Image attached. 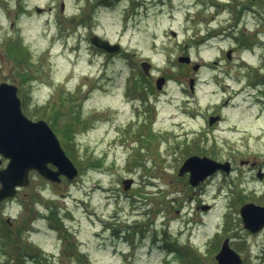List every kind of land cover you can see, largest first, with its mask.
Returning a JSON list of instances; mask_svg holds the SVG:
<instances>
[{
  "label": "rangeland",
  "instance_id": "rangeland-1",
  "mask_svg": "<svg viewBox=\"0 0 264 264\" xmlns=\"http://www.w3.org/2000/svg\"><path fill=\"white\" fill-rule=\"evenodd\" d=\"M63 1L64 11L62 0H0V82L18 86L25 114L51 124L79 170L61 182L31 170L30 183L0 201V264H188L192 251L174 254L170 241L192 245L201 264H217L226 237L240 264H264V229L251 233L244 226L239 200L264 206V180L247 169L215 171L200 186L179 173L194 152L237 164L242 158L264 160V6L249 0H155L149 7L140 24L146 37L131 50L152 59L153 73L180 65L181 46L198 40L192 50L198 62L225 59L220 71L228 78L204 70L192 97L174 81L166 91H152L135 78V91L128 67L140 69V63H125L90 43L95 0ZM99 22L100 30L106 25L116 36L120 11L101 15ZM12 40L24 42L28 58L14 57ZM24 73L31 79L24 81ZM249 77L258 84L246 86ZM224 83L238 90L226 85L223 91ZM228 95L227 121L199 131L187 110H214ZM8 161L0 154V168ZM207 204L211 209H202ZM54 209L63 227L50 217Z\"/></svg>",
  "mask_w": 264,
  "mask_h": 264
},
{
  "label": "water",
  "instance_id": "water-1",
  "mask_svg": "<svg viewBox=\"0 0 264 264\" xmlns=\"http://www.w3.org/2000/svg\"><path fill=\"white\" fill-rule=\"evenodd\" d=\"M37 10L41 11L42 8L38 7ZM91 42L109 52L119 48L118 44H112L97 35L91 37ZM149 65L151 64L142 63L146 72ZM164 81L165 77L157 80L159 88ZM0 154L9 159L8 164L0 168V201L15 196L19 187L28 185L31 170H37L45 178L57 182L61 181L62 175L73 179L79 172L49 122L45 119L29 118L23 112L18 86L6 81L0 83ZM229 165V162H220L208 156L191 155L185 159L179 172L180 174L190 172V183L196 185L218 169L222 168L229 172ZM259 176L262 179L264 174ZM123 183L127 189L132 179H124ZM209 207L203 206L204 209ZM240 212L245 227L252 233L264 228L263 205L250 202L242 206ZM215 257L217 264L242 262L241 255L231 247L229 237L223 241Z\"/></svg>",
  "mask_w": 264,
  "mask_h": 264
},
{
  "label": "flooded vegetation",
  "instance_id": "flooded-vegetation-1",
  "mask_svg": "<svg viewBox=\"0 0 264 264\" xmlns=\"http://www.w3.org/2000/svg\"><path fill=\"white\" fill-rule=\"evenodd\" d=\"M159 2V1H158ZM155 3V0H95V30H90L88 32V38H90L93 34L99 35L104 39L109 40L112 43H119L121 44V48L115 52V53H107L104 49L96 47L97 51H100L102 53L107 54L108 56H115L119 55L122 57L123 61L125 63H140V69L135 68L134 66L128 67V81L133 85H135L134 80L135 78L138 81V84L142 85L145 89H150L152 91H166V87L168 86L169 82L174 81L177 82L179 85L184 86L183 91H187L191 93L192 97H194L197 94L198 88H199V81L201 80V76L203 74L204 70H212L214 76L219 80H225L228 78L227 74L228 72H223L221 74L220 69L222 68L223 63L225 61L224 57L221 56L219 59H207L198 62L192 53V50H194V45L200 42L199 40L197 42L193 43H184L181 48L184 51V54L178 55V61L180 65H171L167 67L168 69L164 70L162 73L155 74L153 71H156L155 66L156 64H153L152 59L148 58H141L138 56V53L136 50L132 51L131 48H133L134 42L140 45V42L145 39L146 37V29L141 28L140 24L142 20H145L149 15V7ZM52 9V7H50ZM115 10L120 11V18H121V25L118 29V32L115 35L109 33V29L106 25H102V29H99V21L101 15H107L109 13L114 12ZM113 25V23H112ZM130 27L133 28V31L128 34V29ZM170 34L176 37V32L172 29H170ZM209 39V37H204L202 40ZM153 45H157V39H153ZM240 41V40H239ZM93 49L95 50V46H93ZM238 47L235 46V48ZM225 50V49H223ZM230 50H233V48H230ZM231 51H228V59H231L232 54ZM183 55H187L184 57ZM181 56V57H179ZM191 57V59H187V57ZM220 57V56H218ZM145 61H149L152 63V65L149 67V72H145L143 68L141 67V63H144ZM186 63V65L182 64ZM202 63V64H201ZM227 64V63H226ZM153 66V67H152ZM140 72V73H138ZM140 74V75H139ZM143 74V75H142ZM153 76L154 80L152 79ZM183 76V77H182ZM160 77H165L163 88H159L157 85V79ZM231 78V77H229ZM232 79V78H231ZM192 81V83H191ZM187 83L184 85V83ZM257 79H254V77H249L246 83V86L257 85L256 84ZM129 84V85H131ZM133 85V86H134ZM233 87L230 83H224L221 85V89L225 91L227 86ZM145 86V87H144ZM245 87V86H244ZM243 87V89H244ZM235 88V87H233ZM137 89V85H136ZM236 89V88H235ZM238 89H236L237 91ZM233 95H228L226 99H224L223 104L218 106L216 109L212 110L211 108L208 109H202V108H189L187 111L189 118L196 124L200 126L199 131H202L203 133L207 132L209 129H214L217 126H219L221 123L227 121V114L224 110L228 105L229 102L232 101ZM194 101H197L196 98H194ZM231 129L236 130L234 127H230ZM233 131V130H231ZM202 133V134H203ZM197 140V139H196ZM202 139L200 140V142ZM199 142V143H200ZM201 145V144H200ZM191 155H199V156H209L208 154H205V152H194L191 153ZM213 157V156H212ZM215 160L220 162H229V172H227L225 169H219L214 174H227L234 172H242L244 169H247L249 171H255L256 176L260 178L259 174H264V160L261 161L260 159H248V158H242L240 159L239 163H236V160L232 158H226V159H219L217 157H214ZM190 177V172H185ZM183 173V174H185ZM182 174V175H183ZM226 175V176H227ZM211 176V175H210ZM210 176L205 178L204 180L200 181L198 185L203 186L206 184L207 180L210 179ZM212 177V176H211ZM207 179V180H206ZM261 179V178H260ZM264 180V177L261 179ZM230 185V184H229ZM241 201L240 210L242 206H244L247 203L254 202L250 199H244V196H241L239 198ZM260 204V203H259ZM200 204L198 207H201ZM241 214V212H240Z\"/></svg>",
  "mask_w": 264,
  "mask_h": 264
},
{
  "label": "trees",
  "instance_id": "trees-1",
  "mask_svg": "<svg viewBox=\"0 0 264 264\" xmlns=\"http://www.w3.org/2000/svg\"><path fill=\"white\" fill-rule=\"evenodd\" d=\"M249 4L250 5H252V4H257V5H263L264 6V0H249ZM256 2H258V3H256ZM263 2V3H262ZM249 4H248V6H249ZM247 6V7H248ZM245 7V5L243 6V8ZM243 8H241V9H243ZM240 16V15H239ZM14 40V39H13ZM11 41V43H10V47H12V51H13V55H14V57L16 58V59H19L20 58V56L21 55H26L27 56V58H28V53H29V50H28V48H27V46L24 44V42L23 41ZM29 74H26V73H24L23 74V80L24 81H26V80H30L31 79V77L29 78V76H28ZM51 218H53V220L55 221V223L58 225V227H63V225H64V223H63V221H62V218H61V216H59V214H58V211L57 210H52L51 211V216H50ZM10 227V226H9ZM5 235H7V240H12L11 239V234L9 233V231H8V233L7 234H5ZM169 245H170V247H172V248H174L177 252H179L181 255L183 254V255H185V252H188V251H192V253H191V258H190V260H189V263L188 264H201V262H202V258H201V256L199 255V254H197V252H196V250H192L191 248V245H187L186 247H182L180 244H178L176 241H170L169 242Z\"/></svg>",
  "mask_w": 264,
  "mask_h": 264
}]
</instances>
